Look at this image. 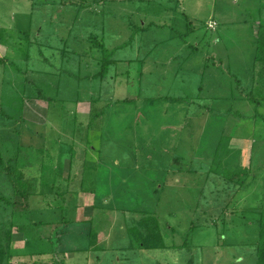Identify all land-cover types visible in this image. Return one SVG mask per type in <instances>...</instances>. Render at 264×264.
I'll return each mask as SVG.
<instances>
[{
    "label": "rangeland",
    "instance_id": "1",
    "mask_svg": "<svg viewBox=\"0 0 264 264\" xmlns=\"http://www.w3.org/2000/svg\"><path fill=\"white\" fill-rule=\"evenodd\" d=\"M260 2L0 0L4 264H264ZM103 23L108 49L131 35L105 74ZM72 31L88 39L66 52ZM152 34L181 35L166 42L176 53L178 39L197 36L177 54L197 63L149 94L141 74L113 64ZM218 37L234 61L215 56ZM122 76L129 88L114 94ZM125 212L129 228L134 218L155 230V248L129 246Z\"/></svg>",
    "mask_w": 264,
    "mask_h": 264
},
{
    "label": "crops",
    "instance_id": "2",
    "mask_svg": "<svg viewBox=\"0 0 264 264\" xmlns=\"http://www.w3.org/2000/svg\"><path fill=\"white\" fill-rule=\"evenodd\" d=\"M103 7L105 8L104 4H103ZM263 7H264V0H263V2H260L259 10L260 9L262 10ZM124 9H126L125 5H124ZM132 14L133 13H130V15H132ZM261 14H263V13H261ZM130 19H131L130 20V26H131V24L133 23V21H132L133 18H130ZM216 22H217V20L215 19V27L213 29H215L217 26ZM144 24H145V22H142V25H144ZM146 27L147 26H142L143 29H145ZM218 27H219V24H218L217 28ZM73 28H75V26ZM217 28H216V30H217ZM146 30H142V31L146 32ZM99 32H101L103 35V42L106 44V47L109 46V44H108L109 42H107V38H106L107 36L105 34V24L104 23H103V31H99ZM117 36L118 35L116 34L115 39L118 38ZM152 36H153V38L148 37L145 40V38L143 37V39L141 40V35H140L138 42H136L134 45L128 47V49H130V50H128V55H126V57H124V58L119 57V58H123V59H118L116 61V63L113 64V66L116 68V71H117V69H120V67H123L124 69L128 68L131 73L141 74L140 82L142 83L144 90L147 91L149 94L151 93V89L153 87H158V86L162 85L163 84L162 81H165L167 78H169L172 73L176 74V76H175L176 80H178V79L180 80L181 73L182 74L184 73L183 67L185 68L186 65H190L192 67L195 63H197L196 62L197 60L193 59L191 55H187L186 57H184L185 63H180L177 61L178 56H180V55H177L178 53H181V52L184 53L185 51H187L188 48H195L193 46V44H188V41H193L194 39H195L194 41H198V40H196V39H198L197 36H195L194 38H191V35H187V36H182V38L178 39V40H181V42H182V44L180 46H178V51H179L178 53H176V50H174V48L168 49L170 46L166 42L177 40L175 37L181 36V35H177V36L171 35V36H168L166 38H161V39L154 37V34H152ZM130 38H131V35L128 38H124L123 43H121L120 45L119 44L118 45L112 44L110 46V49L112 50L115 48H119L123 44L127 43L130 40ZM86 39H88V38L84 37L83 35H80L77 38V34L73 33V31H72V35H71L70 39H67L68 42L64 46V48L66 49V52L67 51L75 52L78 50L76 47V44L74 45V47L73 46L70 47L71 46V40H73L75 43L79 44L83 40L86 41ZM110 39H112V37ZM63 40L65 41L66 38H64ZM252 40L253 39H251L250 41H252ZM216 42L217 43H216L215 50L218 54L216 53L215 56L218 55L219 59H222L224 61L225 60L234 61L231 58L223 57L220 54L221 53V51L219 49L220 44H221V38L220 37H218V40H216ZM145 46L149 49L145 50L144 49ZM249 46L253 49V56H254L253 61H252V66L249 70V73H252V70L254 69V65H255L254 63H255L256 52L258 49L251 42H250ZM254 46H255V48H253ZM62 47H63V45H62ZM228 49H229L228 47H227V49L225 48V51ZM241 49H242V47H241ZM81 50H84V48H81ZM136 52H137V54H136ZM168 52H173L176 54L173 55L172 57H170L171 55H169ZM201 56H203V55H201ZM202 61L204 62V59ZM170 64L173 67L168 68V66ZM202 65L204 67L205 63H202ZM156 66H161V67L164 66L167 69L162 71L161 68L156 67ZM221 72L222 71L220 69H217L216 74L220 75ZM128 75H130V73H128ZM158 76H160V77H158ZM171 77H172V75H171ZM200 78L202 81H204V75H202ZM185 81L186 80H185V75H184L183 76V82L185 83ZM129 84H130V77L129 76L116 77V89H115L114 94H118V93H119L118 95L123 94L125 92V90L129 88ZM120 92H122V93L120 94ZM162 96H164V95H162ZM120 99L122 100L124 98H120ZM105 178H106V176H105ZM106 209H112V208H106V207H104V204H103V211H105ZM112 210H114V209H112ZM122 217H123V222H125L124 228H126V232L128 234L129 246H131L132 244H131V240H130V236H129V232H128V225H127V222H128L127 212H125ZM106 218L111 219L109 221L110 223L113 222L112 217L105 215L103 212V224L106 222ZM113 223L115 225L117 224L116 222H113ZM105 232L106 233L103 234V240H104V236L108 237L110 239V237H111L110 231L107 229V231H105ZM109 241H111V240H109ZM94 242L96 243V241H94ZM103 243H104V241H103ZM103 243L99 242L96 245L99 246ZM104 246L105 245H103V247ZM107 253H108V251H103V258L105 257V254H107ZM115 262L116 261H113V263H115Z\"/></svg>",
    "mask_w": 264,
    "mask_h": 264
},
{
    "label": "trees",
    "instance_id": "3",
    "mask_svg": "<svg viewBox=\"0 0 264 264\" xmlns=\"http://www.w3.org/2000/svg\"><path fill=\"white\" fill-rule=\"evenodd\" d=\"M140 28H141V30H146L147 29V28L143 29L142 26H140ZM129 43L130 42L123 44L121 46V48L126 47L127 44H129ZM97 45L99 46V48L101 50H103V53L105 55L104 63H103V67H102L103 68L102 72H103V74H105L106 71L108 70L109 62L112 59L111 58L112 54L114 53L115 50L117 51L118 49L115 48V49L110 50V49H108L106 47L105 44H97ZM119 49H120V47H119ZM3 64H4V60L0 59V65H3ZM61 197H62V195H61ZM66 221L67 220L64 219V222H66ZM131 221H132L131 222V227L130 228L128 227V232H129L131 244H137V245H139V247L144 248V249L155 248V247L150 246L152 244L149 243L150 242V238L153 235H155L154 234L155 230L150 229V226L144 220L142 221V223H140V221H138V223H140L139 225H138L137 222H135L134 218H131ZM155 225H157V227H159V222L156 221ZM137 229H139V231H137ZM134 232H135L136 236L134 235ZM94 241H95V237H94ZM185 244H187V243H185ZM4 260H5V256L0 255V264H4Z\"/></svg>",
    "mask_w": 264,
    "mask_h": 264
}]
</instances>
